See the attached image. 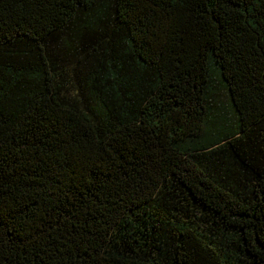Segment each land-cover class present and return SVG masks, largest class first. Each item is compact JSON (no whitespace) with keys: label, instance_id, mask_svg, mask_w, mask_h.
I'll return each instance as SVG.
<instances>
[{"label":"trees","instance_id":"1","mask_svg":"<svg viewBox=\"0 0 264 264\" xmlns=\"http://www.w3.org/2000/svg\"><path fill=\"white\" fill-rule=\"evenodd\" d=\"M0 264H264V0H0Z\"/></svg>","mask_w":264,"mask_h":264}]
</instances>
